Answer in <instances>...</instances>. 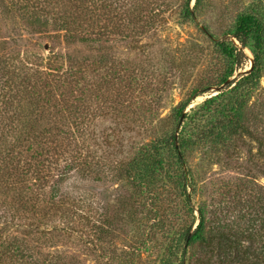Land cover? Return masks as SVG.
<instances>
[{"label":"trees","instance_id":"obj_1","mask_svg":"<svg viewBox=\"0 0 264 264\" xmlns=\"http://www.w3.org/2000/svg\"><path fill=\"white\" fill-rule=\"evenodd\" d=\"M190 2L179 9L195 20L201 0ZM168 11L167 0H0V264H145L143 253L155 264H264L259 199L256 230L219 221L205 231L201 209L192 230L194 181L178 130L189 101L216 87L195 111L214 116L198 139L241 133L264 156V103L247 112L264 73V20L255 10L238 17L231 36L240 49L215 41L221 62L203 60L168 125L160 103L142 99L167 77L114 52L140 50ZM248 46L250 70L229 80ZM169 60L179 70L188 61Z\"/></svg>","mask_w":264,"mask_h":264},{"label":"rangeland","instance_id":"obj_2","mask_svg":"<svg viewBox=\"0 0 264 264\" xmlns=\"http://www.w3.org/2000/svg\"><path fill=\"white\" fill-rule=\"evenodd\" d=\"M167 1L172 3V11H168L167 22L154 38L143 39L140 50L121 46L114 52L119 57L128 58L130 63H139L148 73L155 75L160 72L167 77L165 86L162 78L156 77L153 82L156 85L145 89V98L142 99L160 103L159 113L162 117L169 118L167 123L171 125L177 119V106L188 99L190 90L197 86L199 76L204 74L201 72L203 60L210 66L221 62L215 49V41H225L240 49L238 42L231 36L237 19L241 14L255 10L264 20V0H201L194 11L195 20L182 17L179 4L184 0ZM193 4L194 0H191L190 8ZM166 41L172 42L173 48L168 49ZM242 52L243 64L229 80L246 74L251 68L250 46L242 48ZM153 54H156L157 62H151L150 67L147 62ZM170 58H184L188 61L180 65L179 70L173 68ZM162 88L165 91L160 92ZM216 90V87H212L209 92L191 99L179 119L181 123L178 130L186 141L183 151L185 166L190 170L194 181V187L190 190L194 208L192 230L198 223V209L204 214L205 231L219 221L233 230H243L251 225L256 230L258 222L250 213L253 212L251 207L257 210L254 205L257 199L264 203V156L258 152V143L241 133L227 136L224 141L216 143L198 139L197 136V130L202 126L206 127L214 120V116L203 115L204 111L195 114V111L203 105L204 100L217 94ZM257 101L264 103V73L260 86L247 100L248 113H252L253 103ZM208 108L213 109L214 105H208ZM248 120L252 122V115L246 121ZM96 186L98 192L99 185ZM246 238L242 240L244 245L251 242ZM258 244V238H255L253 246ZM81 258L86 263L89 262L87 258ZM142 258L146 259L145 264H155L154 258L147 257V253H143Z\"/></svg>","mask_w":264,"mask_h":264}]
</instances>
